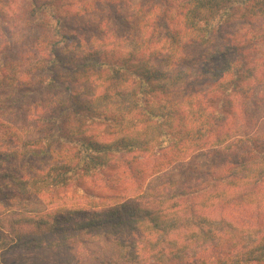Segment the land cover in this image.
<instances>
[{
	"label": "trees",
	"instance_id": "trees-1",
	"mask_svg": "<svg viewBox=\"0 0 264 264\" xmlns=\"http://www.w3.org/2000/svg\"><path fill=\"white\" fill-rule=\"evenodd\" d=\"M24 1L23 29L10 39L27 44L34 51L32 61H0V212L6 213L0 227L11 236L0 238V245L52 248L72 238L84 244L85 239L148 230L161 240L154 248L157 261L182 263L181 249L173 251L174 218L167 219L172 212L192 223L194 241L213 249L227 238L233 241L226 219L213 221L205 213L207 203L224 202L225 189L234 190L231 202L260 200L264 142L258 136L236 139L217 131L232 108V97L247 95L254 74L247 63L227 58L231 49L218 40L236 21L264 18V0H145L129 17L113 10L116 0H96L94 5L105 6L125 31L124 38L99 47L94 46L97 38L84 34L89 29L78 20L82 9L64 6L65 0ZM8 15L0 1V25ZM91 28L97 33V26ZM216 61L221 68H207ZM201 79L219 86L215 110L180 101L182 89ZM33 104L48 111L34 126L6 122L26 114ZM241 144L248 146L239 149ZM206 145L241 154L233 163L210 165L205 181L193 187L173 192L177 184L164 181L158 187L163 194L150 191L161 199L157 206L131 205L125 194L99 197L84 186L107 169L129 165L133 153L168 156L176 163ZM133 171L136 177L141 173ZM72 190H81L77 199L96 211L66 196ZM230 246L203 264L264 263V236L246 253H235L234 244Z\"/></svg>",
	"mask_w": 264,
	"mask_h": 264
},
{
	"label": "rangeland",
	"instance_id": "rangeland-1",
	"mask_svg": "<svg viewBox=\"0 0 264 264\" xmlns=\"http://www.w3.org/2000/svg\"><path fill=\"white\" fill-rule=\"evenodd\" d=\"M0 1L4 10L9 14L7 20L0 25V61L9 62L22 59V64H26L29 59L32 61L31 54L33 55L34 51L27 44H22L23 41L16 45L10 39L11 36L18 38L19 31L23 29L20 17L26 2L24 0ZM95 2L96 0H65L63 5H71V8L76 10L82 9L81 17L78 20L85 22L87 30L89 29V32L84 34L97 38V41H94L95 47L104 45L103 42L114 43L117 39L124 38V29L119 28L110 11L103 5H94ZM144 3L145 0H116L113 10L119 12L123 17H129ZM95 26L98 27L95 29L97 33L90 31V28ZM223 37L224 39L218 40V45H225L231 49L227 58L234 59L239 64L247 63L250 71H254V74L247 82V86L250 88L247 95L232 97V108L225 113V122L217 131L218 133L228 132L232 136H236V139L258 136L259 142L263 143L264 18L236 21L228 30H224ZM206 66L207 68H221V62L216 61L214 64H206ZM218 88L219 86L206 79L197 80L182 89L184 97L182 95L180 101L191 107L201 104L208 110H215V99L219 95ZM38 100V97L32 99L34 103ZM46 114H48L46 109L33 104L26 114H15L13 117L10 116L6 122H11L13 126L28 128L34 126L36 118ZM213 140L212 136L208 139L207 145H211ZM207 145L202 152H194L189 158L176 163H172L168 156L144 152L133 153L127 158V161L130 162L129 165L123 164L118 168L107 169L94 183L89 182L84 186L90 187L88 193L99 197L125 194L126 202L131 205L145 204L148 207H154L159 205L161 199L150 195V191L158 190L159 185L161 186L164 181L169 180L177 184L173 192H177L183 186L193 187L194 184H201L205 181L203 173L210 165L219 166L226 160L233 163L237 159L235 155L241 154L239 150L225 152L222 147L209 149ZM243 146L247 147L248 144H241L237 147L241 149ZM8 147L12 149L15 148V145L10 144ZM134 169L141 172L137 175L138 178L133 175ZM259 190L260 200L231 202L230 199H236L232 197L234 190L225 189L224 202L220 201L217 204L215 199H212L207 203L205 213L209 214L210 220L218 221V219L225 218L229 224L228 236L232 237L233 241L231 238H227L229 240L221 248L213 249L210 245L194 241L189 233L192 223L178 219V214L172 212L171 214L174 215L170 214L167 219L174 218L175 233L171 234V239H174L173 251H176L177 248L181 249V253L184 254L182 263L157 261L153 254L155 246L160 245V237L146 230L138 235L127 233L110 236L108 239L103 237L85 239L84 244H79L72 238L64 242V245L58 243L52 248L45 244L34 248L15 247V243H9L6 247L0 245V264H203L225 254L231 247L230 244H234L235 253H246L256 239L264 236V186ZM159 192L164 193L163 190ZM80 193H82L81 190H72L66 196H73L77 205L86 206L90 212L96 211V208L87 206L88 202L85 199H77ZM164 207L168 208V204H164ZM3 215L6 216V213L0 212V216ZM10 215L9 213L7 216ZM8 236L7 229L0 227V238L8 240ZM168 251L169 249H167Z\"/></svg>",
	"mask_w": 264,
	"mask_h": 264
}]
</instances>
